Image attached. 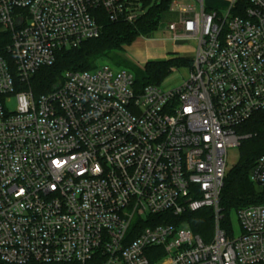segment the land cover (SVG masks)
<instances>
[{"label":"built area","instance_id":"1","mask_svg":"<svg viewBox=\"0 0 264 264\" xmlns=\"http://www.w3.org/2000/svg\"><path fill=\"white\" fill-rule=\"evenodd\" d=\"M145 1L0 0V264H264V155L250 177L262 200L236 211L239 234L219 207L237 127L264 111V0H228L224 14L170 0V40L197 43L176 87L137 92L131 71L98 62L51 93L27 88ZM207 209L209 243L184 218Z\"/></svg>","mask_w":264,"mask_h":264},{"label":"trees","instance_id":"2","mask_svg":"<svg viewBox=\"0 0 264 264\" xmlns=\"http://www.w3.org/2000/svg\"><path fill=\"white\" fill-rule=\"evenodd\" d=\"M248 6L244 1L234 9V15L239 9ZM145 12L136 22L126 23L103 20V32L98 39L83 43L79 48L62 50L57 54L52 66L41 68L31 79L27 88L34 96L39 97L53 92L63 81L67 72H86L95 69L102 59H109L119 68L127 69L134 74L135 90L142 92L147 86H160L175 68L192 66V59L182 57L165 61H149L144 67L138 68L118 52H124V47L130 46L137 38L155 31L161 17L169 10L170 0L160 3L145 1ZM4 34V33H3ZM8 42L0 37L1 46ZM237 133L243 137L239 146V159L226 175L224 187L220 196V210L223 220L221 228L231 229V212L259 204L261 194L251 181V173L258 161L264 155V111L254 115L249 121L237 127ZM186 225L206 243L211 242L215 228V213L212 209L184 215ZM158 221L154 224H161ZM167 224L175 223L168 221ZM151 223H147V226ZM231 231V230H230Z\"/></svg>","mask_w":264,"mask_h":264},{"label":"rangeland","instance_id":"3","mask_svg":"<svg viewBox=\"0 0 264 264\" xmlns=\"http://www.w3.org/2000/svg\"><path fill=\"white\" fill-rule=\"evenodd\" d=\"M204 2L206 8L212 11L216 10L222 14H224L229 7L228 0H205ZM177 20L178 15L176 13L168 12L164 14L161 17L160 23L155 31L147 35L140 36L130 46L124 47V52H118V55L125 57L136 67L141 69L144 67L147 61H165L159 60L162 57H168L167 60L171 59L170 57L177 59V57L181 56H183L185 59H192L193 53L191 52V49L197 47L196 41L189 40L173 43L172 40H170L172 33L167 31V25L172 22H176ZM177 48H180L179 52ZM99 63L119 68L116 67L109 59H102L99 61ZM189 73L190 66L175 68L167 77V79H165V81L161 84V86L164 88L176 87L188 79ZM238 152V148H233L228 151V169L237 163L239 159ZM235 214V211L231 212V221L234 228V233L237 235L239 234V226ZM185 226V228L188 227L187 225ZM182 228L184 227L182 226Z\"/></svg>","mask_w":264,"mask_h":264},{"label":"crops","instance_id":"4","mask_svg":"<svg viewBox=\"0 0 264 264\" xmlns=\"http://www.w3.org/2000/svg\"><path fill=\"white\" fill-rule=\"evenodd\" d=\"M180 48H177V50H178V52L180 51L179 50ZM194 55V54H193ZM182 58H183V56H181ZM170 58H172V57H170ZM168 59V57H162L161 59H159V60H167ZM150 60V59H149ZM151 61V60H150ZM154 61H158V60H154ZM147 62H149V61H147Z\"/></svg>","mask_w":264,"mask_h":264},{"label":"water","instance_id":"5","mask_svg":"<svg viewBox=\"0 0 264 264\" xmlns=\"http://www.w3.org/2000/svg\"><path fill=\"white\" fill-rule=\"evenodd\" d=\"M56 89H57V88H56ZM56 89H55V90H56Z\"/></svg>","mask_w":264,"mask_h":264}]
</instances>
